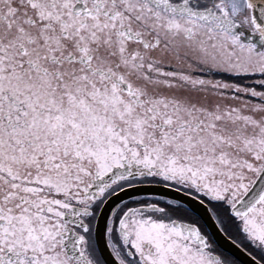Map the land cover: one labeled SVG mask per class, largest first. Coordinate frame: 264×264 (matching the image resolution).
<instances>
[{"label":"snow or ice","instance_id":"6c2138e0","mask_svg":"<svg viewBox=\"0 0 264 264\" xmlns=\"http://www.w3.org/2000/svg\"><path fill=\"white\" fill-rule=\"evenodd\" d=\"M0 264H264V0H0Z\"/></svg>","mask_w":264,"mask_h":264},{"label":"water","instance_id":"95a60500","mask_svg":"<svg viewBox=\"0 0 264 264\" xmlns=\"http://www.w3.org/2000/svg\"><path fill=\"white\" fill-rule=\"evenodd\" d=\"M168 193H171V190L160 188V189L155 190V193H153V192H145V193H139V194L140 195H152V194H155L157 196H160V195H165V194H168ZM173 195H175V194L173 193ZM220 243L226 244L227 242L223 241L221 239Z\"/></svg>","mask_w":264,"mask_h":264}]
</instances>
